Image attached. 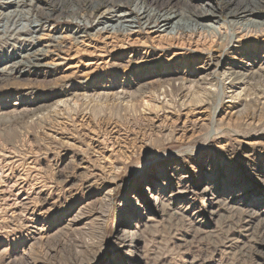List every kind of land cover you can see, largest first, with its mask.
Returning a JSON list of instances; mask_svg holds the SVG:
<instances>
[{
	"label": "rangeland",
	"instance_id": "rangeland-1",
	"mask_svg": "<svg viewBox=\"0 0 264 264\" xmlns=\"http://www.w3.org/2000/svg\"><path fill=\"white\" fill-rule=\"evenodd\" d=\"M23 1L24 19L51 17L0 23V67L49 53L0 73V264H264V70L251 75L264 49L244 55L264 32L244 30L229 0H212L214 43L102 29L122 9L207 0ZM157 171L167 215L148 197Z\"/></svg>",
	"mask_w": 264,
	"mask_h": 264
},
{
	"label": "bare ground",
	"instance_id": "bare-ground-1",
	"mask_svg": "<svg viewBox=\"0 0 264 264\" xmlns=\"http://www.w3.org/2000/svg\"><path fill=\"white\" fill-rule=\"evenodd\" d=\"M2 1H3V3H5V6L7 4H9L8 7L10 9L7 11V9L3 10L2 9L3 7L2 8L0 7V23L4 22L5 27L16 26L18 24L20 25L24 21L30 22V23H37L40 20H43L44 18L48 19L51 17L50 10L47 9L45 6H40V7H37L38 9H35V11H33L32 15H30L31 18L24 19L25 15L22 16V14H25L26 12L23 11V9L25 7L23 0H2ZM186 1H187L188 5L192 6V2L194 0H186ZM229 1L233 3V7H232L233 9H231V11L228 12V15H230L232 19L239 20V22L241 23L240 26H242V28L244 30L260 29L261 32H264V20L259 21V20L255 19V16L257 15V9L259 7H262V5H260L262 3L261 0H229ZM1 6H3V5H1ZM12 7H15V9L13 10ZM73 11L74 10L71 9L69 13L71 14ZM118 13L119 14L117 15V18L114 21L112 20V21H110V23H109V21L103 23L104 26H102L103 27L102 29L105 30L108 34L109 33L116 34L117 32H119V33L126 32L127 35H129V34H131L132 29L134 27L138 28V27L143 26L144 28H146L148 30L150 28H152V29L155 28V29H158V31L162 30L164 27L163 31L168 32L167 34L170 35V36L168 35V41L174 40L175 37H176V39L183 38V36H185V34H186L185 32H188L187 33L188 38L191 39L194 36V32L192 31V30H194L196 32V35L198 38V43L201 42V38H203V37L205 38V40L203 39L204 43L206 41H208L207 40L208 37L211 39L210 41H212V43H214V41H215L214 39H216L218 37V35L221 33L222 26L224 25L223 22L219 21V19H220L219 11L214 8V3L212 2V0L211 1L210 0L205 1L204 5H200V6L196 7V9H193V11H189V12H187L184 9L179 8V7L168 8V9L162 10V9H160L159 6H156V7L150 6V8H147V6H140V7H135L134 11L122 9ZM41 15H45V16L41 17ZM72 15H73V13H72ZM161 26H162V28H160ZM14 33H16V32H14ZM175 35H177V36H175ZM13 40L15 41V39H13ZM16 42H18V41H16ZM27 43H25V44H27ZM261 43H263V45ZM21 45H22V43H21ZM245 46L246 47H244L245 48L244 51H247L246 52L247 54H244V55H248L250 53L254 54L255 49H257V48L258 49L259 48L264 49L263 48L264 47V40L261 42L257 39L256 40L253 39L252 42L248 41V44ZM47 49L48 48L45 49V47H43V48H37V49H34V48L31 49L30 48V49L25 50V52H26L25 55L22 53L23 54L22 60L16 61V62L13 61L14 63H12L9 66L6 65L3 67H0V73H8V74L12 73V72L14 73V70L17 69V67L20 68L21 66L32 67V65L36 64L35 60L38 61V60H40V58L48 56L49 51ZM40 65H43V64H40V62H38L36 66H40ZM209 65L211 66V63ZM230 66H232V65H230ZM207 68H209V67H207ZM230 68H232V67H230ZM263 70H264V66L263 67L261 66L260 69H258L257 71H254L253 73H251V75L252 76H259V75L261 76L262 75L261 71H263ZM256 73H259V74H256ZM235 74H241L243 76V74L241 72H238V73L236 72ZM159 86L161 87L163 85L160 84ZM174 86L175 85L171 86L172 90H174V88H175ZM142 93H144V92H142ZM121 98H124V96ZM155 173L156 174L151 175L150 179H149L150 186H151V189L154 191V194L149 195L148 197L154 196L156 198L154 202L156 203L157 207H159V212L162 213V215H164V214L167 215V213L170 210H172V208H173V207H171V204H170L171 200L170 201L168 199L165 200L163 194L158 193L160 191V189H159L160 187L157 190V186L159 185V181L161 179H167L168 174H164V173L159 172V171H157ZM151 179H153V180H151ZM182 182H183L182 179L179 180V183H182ZM179 183H178V185L181 186ZM130 200L133 203H135L136 209L138 206L141 208L142 207L145 208L146 206H149L146 203V200H144L143 198L139 199L138 197H136V195L131 196ZM135 200H136V202H135ZM170 207H171V209H170ZM178 217H179V215H178ZM153 218H155V217L150 216L148 218V220L151 221V219L153 220ZM124 224H125L124 226H130L132 224H134L135 227L138 226L137 225L138 222L135 224V223H133V221L128 220V218L124 222ZM151 226H152V224H148L145 226V229L149 230L151 228ZM131 232L132 233L129 234L128 236L125 235L126 232H123V235H125V236H122L121 240L123 242L129 241V240H134V242H135V240L138 241L139 240L138 232L135 230L131 231ZM80 248H83V247L80 246ZM130 257H131V255H130Z\"/></svg>",
	"mask_w": 264,
	"mask_h": 264
}]
</instances>
